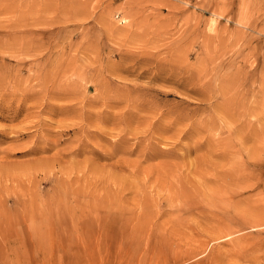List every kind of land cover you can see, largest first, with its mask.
I'll return each instance as SVG.
<instances>
[{
	"label": "rangeland",
	"instance_id": "374dc122",
	"mask_svg": "<svg viewBox=\"0 0 264 264\" xmlns=\"http://www.w3.org/2000/svg\"><path fill=\"white\" fill-rule=\"evenodd\" d=\"M0 264H264V0H0Z\"/></svg>",
	"mask_w": 264,
	"mask_h": 264
},
{
	"label": "bare ground",
	"instance_id": "6f19581e",
	"mask_svg": "<svg viewBox=\"0 0 264 264\" xmlns=\"http://www.w3.org/2000/svg\"><path fill=\"white\" fill-rule=\"evenodd\" d=\"M110 37H111V36H110ZM121 63H122V62H121ZM65 65H66V64H65ZM120 65H121V64H120ZM122 65H123V64H122ZM107 66H108V65H107ZM115 66H116V65H115ZM123 66H124V65H123ZM108 67H109V66H108ZM124 67H125V66H124ZM124 67H123V68H124ZM126 68H127V65H126L125 69H126ZM129 68H130V67H129ZM56 71H57V70H56ZM118 76H119V75H118ZM51 86H52V85H51ZM62 92H64V91H62ZM62 92H61V93H62ZM51 93L53 94V92H51ZM56 93H57V92H56ZM22 94H23V93H22ZM66 95H67V94H66ZM24 96L26 97V95H24ZM52 96H53V95H52ZM57 96H58V95H57ZM61 96H62V95H61ZM63 96H64V95H63ZM25 97H24V98H25ZM58 97H60V96H58ZM65 97H66V96H65ZM51 104H52V103H51ZM46 105H49V104H46ZM53 105H54V104H53ZM44 107H45V106H44ZM50 107H51V106L49 105V109H50ZM53 107H56V106H53ZM47 108H48V107H47ZM61 108H62V107H61ZM55 110H56V109H55ZM56 111H57V110H56ZM58 111H59V110H58ZM44 122H45V121H44ZM47 123H48V122H47ZM41 124H42V123H41ZM73 124H76V123H73ZM79 124H80V123H79ZM45 125H47V124H45ZM41 126H42V125H41ZM72 126L74 127V125H72ZM42 127H43V126H42ZM67 127H69V126L67 125ZM75 127H76V125H75ZM75 127H74V128H75ZM64 128H65V127H64ZM79 128H80V127H79ZM83 128H85L84 125H83ZM72 129H73V128H72ZM82 130H83V129H82ZM85 130H86V129H85ZM80 131H81V130H80ZM80 131H79V132H80ZM87 131L89 132V130H87ZM19 132H20V131H19ZM90 132H92V131H90ZM80 133H81V132H80ZM82 134L85 135V133H82ZM79 140H80V139H79ZM37 141H38V140H37ZM41 141H42V140H41ZM83 142H84V141H83ZM85 142H86V140H85ZM33 143H34V142H33ZM40 143H41V142H40ZM43 143H44V142H43ZM35 144H36V143H35ZM45 144H46V141H45L44 145H45ZM78 144H79V142H78ZM81 144H82V143H81ZM38 145H39V144H38ZM42 145H43V144H42ZM42 145H41V146H38V147H42ZM83 146H85V144H84ZM33 147H34V146H33ZM44 147H45V146H44ZM47 147H48V145H47ZM72 148H73V147H72ZM72 148H71V149H72ZM46 149H47V148H46ZM46 149H45V150H46ZM85 149H86V148H85ZM40 150H41V149H40ZM70 151H71V150H70ZM72 151H73V150H72ZM31 152H32V150H31L30 152H28V153H31ZM38 152H39V151H38ZM41 152H43V151H41ZM66 152H68V151H66ZM76 152H77V151H76ZM76 152H75V154H76ZM78 152H79V151H78ZM83 152H85V151H83ZM33 153H34V151H33ZM39 153H40V152H39ZM59 153H60V152H59ZM63 154H64V153H63ZM72 154H73V153H72ZM75 154H74V155H75ZM80 154H81V153H80ZM60 155H61V154H60ZM39 160H40V159H39ZM51 160H52V159H51ZM48 163H49V161H48ZM48 163H47V164H48ZM44 165H45V164H44ZM225 175H226V174H225ZM76 195H77V194H76ZM76 197H77V196H76Z\"/></svg>",
	"mask_w": 264,
	"mask_h": 264
}]
</instances>
